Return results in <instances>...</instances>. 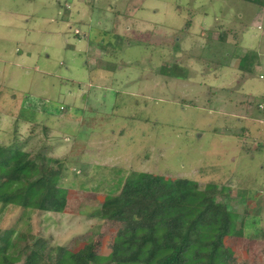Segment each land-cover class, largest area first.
<instances>
[{
	"label": "rangeland",
	"instance_id": "374dc122",
	"mask_svg": "<svg viewBox=\"0 0 264 264\" xmlns=\"http://www.w3.org/2000/svg\"><path fill=\"white\" fill-rule=\"evenodd\" d=\"M13 143L65 162L67 202L0 205L2 229L114 261L124 225L95 213L148 172L228 203L224 264H264L262 3L0 0V146Z\"/></svg>",
	"mask_w": 264,
	"mask_h": 264
},
{
	"label": "trees",
	"instance_id": "16d2710c",
	"mask_svg": "<svg viewBox=\"0 0 264 264\" xmlns=\"http://www.w3.org/2000/svg\"><path fill=\"white\" fill-rule=\"evenodd\" d=\"M247 1L264 8V0ZM65 174L62 159L0 146V205L62 213ZM95 214L124 225L120 254L99 264H224L217 238L235 226L228 203L209 198L196 181L148 172L129 173ZM91 251V244L72 252L40 233L0 228V264H92Z\"/></svg>",
	"mask_w": 264,
	"mask_h": 264
}]
</instances>
